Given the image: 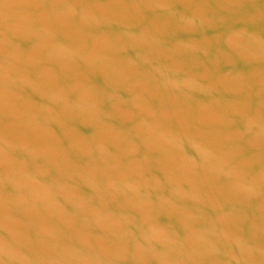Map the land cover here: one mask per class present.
I'll return each instance as SVG.
<instances>
[{
  "label": "water",
  "instance_id": "1",
  "mask_svg": "<svg viewBox=\"0 0 264 264\" xmlns=\"http://www.w3.org/2000/svg\"><path fill=\"white\" fill-rule=\"evenodd\" d=\"M0 264H264V0H0Z\"/></svg>",
  "mask_w": 264,
  "mask_h": 264
}]
</instances>
